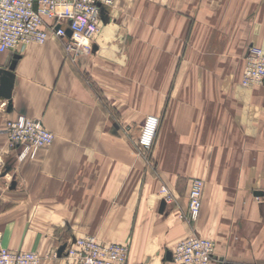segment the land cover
<instances>
[{"label":"crops","instance_id":"obj_1","mask_svg":"<svg viewBox=\"0 0 264 264\" xmlns=\"http://www.w3.org/2000/svg\"><path fill=\"white\" fill-rule=\"evenodd\" d=\"M89 42L76 58L53 35L0 53V87L4 74L12 84L0 96V249L77 264L58 249L94 235L129 244L126 264H172L196 234L215 243L213 264H264V85H241L248 48L264 51V0H115ZM17 115L54 136L32 159L9 146ZM148 115L160 121L146 151Z\"/></svg>","mask_w":264,"mask_h":264},{"label":"built area","instance_id":"obj_2","mask_svg":"<svg viewBox=\"0 0 264 264\" xmlns=\"http://www.w3.org/2000/svg\"><path fill=\"white\" fill-rule=\"evenodd\" d=\"M115 0H0V53L10 49L22 50L31 43H44L49 35L61 40L69 57L89 55V42L97 33L104 10ZM70 30L68 36L66 31ZM244 87L264 85V51L258 46L248 48L241 75ZM159 117L148 115L143 120L137 145L149 151L153 145ZM16 160L32 159L37 151L48 146L54 136L40 120L17 115L4 127ZM204 183L199 178L190 182L188 216L195 218L201 208ZM165 199L169 193L160 188ZM215 243L192 234L180 241L171 253L172 264H213ZM67 258L77 264H126L127 243H100L94 235H84L65 244ZM0 264H40V257L31 251L0 249Z\"/></svg>","mask_w":264,"mask_h":264},{"label":"water","instance_id":"obj_3","mask_svg":"<svg viewBox=\"0 0 264 264\" xmlns=\"http://www.w3.org/2000/svg\"><path fill=\"white\" fill-rule=\"evenodd\" d=\"M66 33H67L68 36L71 35V31L70 30H67ZM16 59H17V56L14 57V59L12 61V64L10 66V70L14 69ZM11 87H12V84L10 82V79L8 78L7 75L4 74L2 76V78H1L0 96H2L3 98H9ZM164 204H165L164 201H162V203L160 205V211L164 208ZM64 248H65V245H62L58 249V252H57L58 256H60V254L63 252ZM167 259L168 260L171 259V254L170 253L167 254Z\"/></svg>","mask_w":264,"mask_h":264}]
</instances>
